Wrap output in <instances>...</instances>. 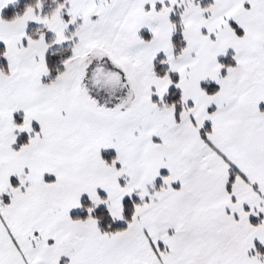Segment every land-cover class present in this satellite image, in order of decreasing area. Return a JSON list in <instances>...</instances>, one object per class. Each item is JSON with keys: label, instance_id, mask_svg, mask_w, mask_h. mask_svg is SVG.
Segmentation results:
<instances>
[{"label": "snow or ice", "instance_id": "1", "mask_svg": "<svg viewBox=\"0 0 264 264\" xmlns=\"http://www.w3.org/2000/svg\"><path fill=\"white\" fill-rule=\"evenodd\" d=\"M0 264H264V0H0Z\"/></svg>", "mask_w": 264, "mask_h": 264}]
</instances>
